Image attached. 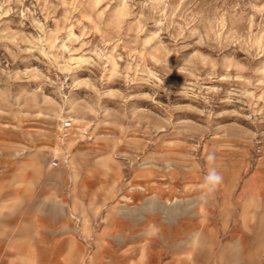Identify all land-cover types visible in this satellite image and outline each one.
Wrapping results in <instances>:
<instances>
[{
  "label": "rangeland",
  "instance_id": "1",
  "mask_svg": "<svg viewBox=\"0 0 264 264\" xmlns=\"http://www.w3.org/2000/svg\"><path fill=\"white\" fill-rule=\"evenodd\" d=\"M0 264H264V0H0Z\"/></svg>",
  "mask_w": 264,
  "mask_h": 264
},
{
  "label": "clouds",
  "instance_id": "2",
  "mask_svg": "<svg viewBox=\"0 0 264 264\" xmlns=\"http://www.w3.org/2000/svg\"><path fill=\"white\" fill-rule=\"evenodd\" d=\"M209 161H214L216 159L215 153H209L207 156ZM223 181V176L216 168H211L205 177V185L209 191H215L216 187Z\"/></svg>",
  "mask_w": 264,
  "mask_h": 264
},
{
  "label": "crops",
  "instance_id": "3",
  "mask_svg": "<svg viewBox=\"0 0 264 264\" xmlns=\"http://www.w3.org/2000/svg\"><path fill=\"white\" fill-rule=\"evenodd\" d=\"M232 258H233V259H238L239 256H238V254H235Z\"/></svg>",
  "mask_w": 264,
  "mask_h": 264
},
{
  "label": "built area",
  "instance_id": "4",
  "mask_svg": "<svg viewBox=\"0 0 264 264\" xmlns=\"http://www.w3.org/2000/svg\"><path fill=\"white\" fill-rule=\"evenodd\" d=\"M71 125V122L70 121H67L66 122V126H70Z\"/></svg>",
  "mask_w": 264,
  "mask_h": 264
}]
</instances>
